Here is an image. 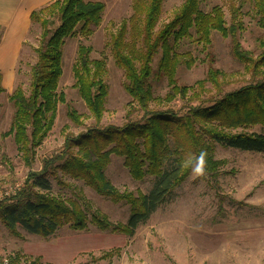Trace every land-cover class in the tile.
Instances as JSON below:
<instances>
[{
    "label": "trees",
    "instance_id": "16d2710c",
    "mask_svg": "<svg viewBox=\"0 0 264 264\" xmlns=\"http://www.w3.org/2000/svg\"><path fill=\"white\" fill-rule=\"evenodd\" d=\"M131 1V16L120 23L109 39L110 54L123 72V87L131 98L126 122L121 126L100 125L107 98L103 80L105 61L91 59L90 48L79 45L72 67L74 86L93 123L77 135L65 132L59 151L45 156L39 171L32 170L36 150L53 127L58 103L66 104V116L73 125H83L81 115L57 92L65 41L76 34L90 37L101 24L105 7L98 1L52 0L30 13V22L39 25L41 32L35 49L36 61L31 66L29 91L26 94L17 86L8 96L13 114L9 130L1 134V137L11 136L28 169L19 186L9 193H1L0 222L11 235L20 237V228L29 235L47 239L59 228L82 232L91 223L100 231L133 236L159 204L171 197L173 190L190 175V169L182 167L187 154L206 151L207 168L202 179H214L221 165V161L214 159L217 145L241 152L264 153V133L246 131L256 126L264 131V0H252L256 22L263 32L257 41L256 55L238 41L242 27L234 21V11L231 12L233 20L227 25L220 7L214 6L209 13H203L202 0H185L172 19L155 30L163 0ZM191 30L195 41L204 46L210 44L213 31L230 38L232 56L248 75L242 86L225 91L237 80L227 79L224 73L213 68L194 86L177 85V67L180 64L190 67L192 59L189 53H179L174 46L190 38ZM2 33L0 26V40ZM158 53L157 73L166 78L169 88L162 98L154 97L150 82L153 59ZM3 91L0 73V94ZM176 99L183 102L181 113L172 108L153 110L150 107L155 101L169 105ZM133 113L139 117L132 119ZM111 155L122 159L133 180L154 178L148 192L118 191L105 176ZM57 172L84 183L112 204L127 205L126 222L112 225L106 216L91 208L80 190L74 192L73 198L52 195L47 176L57 178ZM40 260L34 258L28 264H41ZM9 264H20V261L15 257Z\"/></svg>",
    "mask_w": 264,
    "mask_h": 264
},
{
    "label": "rangeland",
    "instance_id": "374dc122",
    "mask_svg": "<svg viewBox=\"0 0 264 264\" xmlns=\"http://www.w3.org/2000/svg\"><path fill=\"white\" fill-rule=\"evenodd\" d=\"M51 1L38 0L25 15ZM84 1L104 4L102 21L90 37L76 34L66 39L62 49V76L57 90L64 95L65 102L70 103L81 115L83 125H73L66 116V104L58 103L53 127L36 150L33 171L41 169V160L45 156L59 151L65 132L77 135L93 123L74 86L72 67L76 62L79 45L90 48L91 59L105 61L103 80L107 85V98L100 125L121 126L126 122V113L130 109L131 98L123 87V72L116 67L110 54L109 39L120 23L131 16L132 1ZM184 1L163 0L155 30L169 22ZM0 2L11 5L19 4L22 0ZM214 6L222 9L227 25L233 20L231 12H235L234 21H238L242 27L237 39L245 50L256 55L257 41L263 32L256 22L252 0L200 2L203 13H209ZM8 21L0 18V24L6 29L9 28ZM24 22L26 31L18 55L7 66H0L4 88L0 94V196L2 191L9 193L19 186L28 173L11 136L1 137V134L9 130L13 114L8 96L17 86L28 93L31 66L36 61L35 49L39 44L41 30L39 25L28 19ZM195 39L194 31L191 30L190 38L183 39L174 46L177 52L189 53L192 59L190 67L184 64L177 67V85L194 86L196 81L206 77L207 70L213 68L224 73L227 79L237 80L227 86L225 91L242 86L243 79L246 80L248 75L243 65L232 56L230 38H224L213 31L207 46ZM158 59L159 53L153 59L150 82L154 97L162 98L169 88L166 78L157 73ZM181 103L183 102L179 99L169 105L155 101L150 107L153 110L172 108L181 113ZM138 117V114L133 113L132 119ZM246 131L264 133L258 126ZM110 158L105 176L118 191L135 194L137 191L148 192L154 178L146 176L143 181H135L123 167L121 158L114 155ZM214 159L221 161L214 179H193L189 175L173 190L171 197L159 204L146 223L135 230L133 236L100 231L88 223L85 231L74 232L62 227L47 239L29 235L18 228L20 237H15L0 222V264L4 259L13 260L15 257H18L20 264H28L38 257L28 254L30 249L44 259L40 260L41 264H264V153L241 152L217 145ZM56 176L57 178L47 176L52 195L73 198L74 192L80 190L91 208L106 216L112 225L126 222L129 216L127 205L112 204L96 195L84 183L70 180L60 172ZM58 181L62 184L57 183ZM103 255L107 256L102 259Z\"/></svg>",
    "mask_w": 264,
    "mask_h": 264
},
{
    "label": "crops",
    "instance_id": "0c3cea01",
    "mask_svg": "<svg viewBox=\"0 0 264 264\" xmlns=\"http://www.w3.org/2000/svg\"><path fill=\"white\" fill-rule=\"evenodd\" d=\"M37 2L38 0H22V2H19V4L15 3L11 5L0 2V18H6V20H9L8 29H6L2 24H0V26L3 27V33L0 40V66H7L10 63L11 59L15 55H18L21 42L25 36L26 31L24 20L28 19V21H30L29 15L35 9L31 10L28 15H25V13ZM3 61L4 63H1ZM33 251V249L28 250V254L30 253L38 256L36 258L43 259L40 255H38L37 252L33 253Z\"/></svg>",
    "mask_w": 264,
    "mask_h": 264
},
{
    "label": "clouds",
    "instance_id": "9594fccd",
    "mask_svg": "<svg viewBox=\"0 0 264 264\" xmlns=\"http://www.w3.org/2000/svg\"><path fill=\"white\" fill-rule=\"evenodd\" d=\"M182 167L190 169V176L193 179L202 178L206 175L207 152L201 150L198 155L189 153L182 161Z\"/></svg>",
    "mask_w": 264,
    "mask_h": 264
},
{
    "label": "built area",
    "instance_id": "2783aa9c",
    "mask_svg": "<svg viewBox=\"0 0 264 264\" xmlns=\"http://www.w3.org/2000/svg\"><path fill=\"white\" fill-rule=\"evenodd\" d=\"M1 197V196H0ZM1 264H9V260L8 259H4L3 262Z\"/></svg>",
    "mask_w": 264,
    "mask_h": 264
}]
</instances>
